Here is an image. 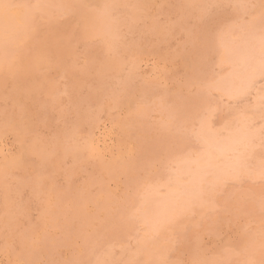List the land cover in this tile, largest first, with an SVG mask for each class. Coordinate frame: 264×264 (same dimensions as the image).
<instances>
[{
	"label": "rangeland",
	"instance_id": "rangeland-1",
	"mask_svg": "<svg viewBox=\"0 0 264 264\" xmlns=\"http://www.w3.org/2000/svg\"><path fill=\"white\" fill-rule=\"evenodd\" d=\"M0 2V264H264V0Z\"/></svg>",
	"mask_w": 264,
	"mask_h": 264
},
{
	"label": "bare ground",
	"instance_id": "bare-ground-1",
	"mask_svg": "<svg viewBox=\"0 0 264 264\" xmlns=\"http://www.w3.org/2000/svg\"><path fill=\"white\" fill-rule=\"evenodd\" d=\"M0 3H1V2H0ZM1 4H2V3H1ZM2 5H3V4H2ZM2 5H1V6H2ZM2 7H3V6H2ZM2 7H0V8L2 9ZM20 8H21V7H20ZM5 9H6V7H5ZM15 9H16V8H15ZM15 9H14L13 11H15ZM2 10H3V9H2ZM2 10H0V11H2ZM21 10H22V9H21ZM3 11H4V10H3ZM15 12H16V11H15ZM12 13H13V12H12ZM19 13H20V12H19ZM22 13H23V12H22ZM0 14H1V13H0ZM3 14H4V12H3ZM3 14H2V16H4ZM23 14H24V13H23ZM19 15L22 16L21 14H19ZM5 16H6V13H5ZM5 16H4V17H5ZM16 16H17V14H16ZM4 17H3V18H4ZM14 17H15V16H14ZM23 17H25V16L23 15ZM19 19H21V18H19ZM1 20H2V19H1ZM24 20H25V19H24ZM18 22H19V21H18ZM18 24H19V23H18ZM20 24H21V23H20ZM22 24H23V22H22ZM263 42H264V41H263ZM255 43H256V42H255ZM257 43H258V42H257ZM259 43L262 44L261 41H260ZM261 44H260V45L258 44V45L261 46ZM245 45H247V44H245ZM245 45H244V46H245ZM251 45H252V44H251ZM258 45L256 44V46H254V45L252 46V47L254 48V50H255V48H257ZM248 46H249V45H248ZM259 46H258V47H259ZM250 47H251V46H250ZM252 47H251V48H252ZM263 47H264V46H262V49H263ZM236 48H237V47H236ZM243 48H244V47H243ZM253 48H252V49H253ZM252 49L250 50V48H249L248 50H250V51H248V52L251 53ZM259 49H260V48H259ZM228 50H229V49H228ZM231 50H232V49H231ZM231 50H230L231 53L228 52V54L230 53V54L232 55L233 53H232ZM236 50H237L238 52H242V51H241V50H242L241 47L239 48L240 51H239L238 49H235V51H236ZM256 50H257V49H256ZM256 50H255V51H256ZM255 51L252 52L253 55H254V54H255V55L257 54V56H258L259 52L257 53V51H256V53H255ZM258 51H259V50H258ZM260 52L262 53V50H260ZM263 52H264V50H263ZM225 53H226V51H225ZM261 53H260V54H261ZM238 54H239V53H238ZM241 54H242V53H241ZM244 54L246 55L247 53H244ZM260 54H259V56H262V54H264V53H262L261 55H260ZM234 55H237V52H236V54H234ZM245 55H244V57H245ZM246 56H247V55H246ZM248 56H251V55H249V53H248ZM257 56H256V57H257ZM231 57H232V56H231ZM237 57H238V56H237ZM244 57H243V56L241 57V55H240V57H238V59H239V58H244ZM257 58H260V59L258 60L259 62H261V60H263V59H261V57H257ZM262 58H264V57L262 56ZM250 59H252V56H251ZM236 60H237V59H236ZM243 60H244V59H243ZM247 60L249 61V59L247 58V59L244 60V62L246 61V63H247V62H248ZM254 60H255V59H254ZM256 60H257V59H256ZM235 62H236V61H235ZM237 62H238V61H237ZM263 62H264V61H263ZM246 63H243V64L246 65ZM232 64H234V63H232ZM236 64H238V63H236ZM236 64H234L232 67H235ZM239 64H240V66H241V62H240ZM249 64H250V63H249ZM253 64H255V62H254ZM260 64H261V63H260ZM263 64H264V63H262V65H263ZM247 66H248V65H247ZM249 66L252 67L251 64H250ZM249 66H248V67L244 66V67H246L247 69H248V68H251V67H249ZM236 67H237V65H236ZM241 67H242V66H241ZM241 67H239V68H241ZM257 67H258V65H257ZM259 67L261 68V65H259ZM237 68H238V67H237ZM237 68H236V69L234 68V69H235V70H239V69H237ZM263 68H264V67H263ZM241 69H242V68H241ZM241 69H240V70H241ZM252 69H253V67L251 68V70H252ZM240 70H239V71H236V74H237L238 72L240 73V72H241ZM253 70H254V69H253ZM258 70L260 71V69H257L256 72H257ZM262 70H264V69H262ZM262 70H261V71H262ZM242 71H243V73H244V71H246V73H247L249 70H246V69L244 70V68H243ZM254 71H255V70H254ZM261 71H260V72H261ZM233 72H234V71H233ZM233 72H232V74H233ZM249 72H250V71H249ZM249 72H248V73H249ZM251 72H252V71H251ZM262 72H263V71H262ZM239 73H238V74H239ZM241 73H242V72H241ZM232 74H231V75H232ZM236 74H235V75H236ZM253 74H255L254 76L257 75L256 77H258V75H259V73L257 74V73H255V72H253ZM263 74H264V73H263ZM236 76H237V75H236ZM245 76H246V75H245ZM245 76H244V77H245ZM247 76H250V75L247 74ZM261 76H262V75H261ZM263 76H264V75H263ZM238 77H239V76H238ZM238 77H235V78H238ZM240 77H241V76H240ZM250 77H251V76H250ZM250 77H246V78H248V79H247L248 82L250 81ZM252 77H253V76H252ZM259 77H260V76H259ZM259 77H258V78H259ZM231 78H233V75H232ZM260 78H261V77H260ZM263 78H264V77H263ZM228 79H229V77H228ZM254 79H255V78H254ZM261 79H262V78H261ZM230 80H231V79H230ZM238 80H239V79H238ZM238 80H237V81H238ZM240 81H241V80H239V82H238L237 84H239ZM242 81H243V79H242ZM244 81H245V79H244ZM244 81H243V82H244ZM252 81H253V80H252ZM224 82H225V81H223L222 84L227 85V83H224ZM230 82L232 83V80L229 81L228 85H229V84L231 85ZM244 84H246V82L243 83V86H244ZM247 84H249V83H247ZM247 84H246V85H247ZM259 84H260V83H259ZM262 84H264V82H263ZM230 85H229V87L227 86V89L230 88L229 91L233 88V86H236L235 84H232L231 86H230ZM239 85H240V84H239ZM246 85H245V86H246ZM251 85H252V83H251ZM243 86H242V87H243ZM253 86H254V85H253ZM256 86H257V84H256ZM259 86H260V85H259ZM224 87H225V86H224ZM246 87L248 88V86H246ZM239 88H240V87H239ZM239 88L237 87L238 90H236V89H234V90H236V91L239 92V91L242 90V89L239 90ZM243 88H244V87H243ZM261 88H262V87H261ZM244 89H245V88H244ZM258 89H259V87H258ZM216 90H217V88H216ZM252 90H253V89H252ZM252 90H250V91H252ZM255 90H257V89L255 88ZM225 91H226V90L224 89L223 92H225ZM247 91H248V89H247ZM241 92H242V91H241ZM243 92H244V91H243ZM245 92H246V91H245ZM256 92H257V91H256ZM230 93H232V92H230ZM219 94H221V93H219ZM226 94H228V93H226ZM257 94H258V93H256V95H254V96H258ZM260 94H262V93H260ZM228 95H229V94H228ZM241 95H242V94H241ZM263 95H264V94H263ZM230 96H231V95H230ZM245 96H246V95H245ZM232 97H233V96H232ZM234 97H235V96H234ZM228 98H229V97H228ZM247 98H248V96H247ZM254 98H257V97H254ZM254 98H253V99H254ZM263 98H264V97H262V98H259V97H258V99H260V100H262ZM230 100H232V99H230ZM238 100H239V99H238ZM251 100H252V99H251ZM255 100H256V99H255ZM234 101H235V100H234ZM235 102H236V101H235ZM249 102H252V101H249ZM253 102H255V101H253ZM253 102H252V103H253ZM257 102H260V101H257ZM257 102H255V103H257ZM246 103H247V102H246ZM231 104H232V103H231ZM250 104H251V103H250ZM250 104H249V105H250ZM233 105H234V104H233ZM242 105H243V109H244V104H242ZM252 105H254V103H253ZM245 106H247V105H245ZM259 106H261V105L259 104ZM249 107H250V106H249ZM254 107H256V104H255L254 106H252L251 109L254 108ZM257 108H258V107H257ZM259 109H261V108L259 107ZM244 110H245V109H244ZM254 110H255V108H254ZM256 110H257V109H256ZM241 111L243 112V110H241ZM245 111H246V110H245ZM258 111H259V110H258ZM248 112H249V109H248ZM252 112H253V111L250 110V112L247 114V111H246V113H244V115H245V114H247V115H245V117H244L243 119H245L246 116H248V115H249L250 113H252ZM260 113H261V112H260ZM260 113H259V114H260ZM262 113H263V111H262ZM253 114L255 115V113H253ZM263 114H264V113H263ZM240 115H241V114H240ZM257 115H258V112H257ZM257 115H256V116H257ZM242 116H243V115H242ZM242 116H241V117H242ZM251 116H252V115H251ZM249 117H250V116H249ZM254 117H255V116H254ZM255 118H256V117H255ZM255 118H254V119H255ZM241 119H242V118H241ZM254 119H253V117H252V120H254ZM203 121H204V120H203ZM235 121H236V120H235ZM237 121H238V120H237ZM239 121H240V120H239ZM242 121H243V120H242ZM242 121H240V123H241ZM244 121H245V120H244ZM204 122H205V121H204ZM210 122H211V121H210ZM249 122H250V121H249ZM252 122H253V121H252ZM252 122H250V123H252ZM247 123H248V122H247ZM207 124H208V123H207ZM241 124H242V123H241ZM245 124H246V123H245ZM202 125H203V124H202ZM246 125L248 126V124H246ZM233 126H235V125H233ZM243 126H244V125H243ZM231 127H232V126H231ZM245 127H246V126H245ZM256 127H257V126H256ZM231 129H232V128H231ZM203 130H204V129H203ZM227 130H228V129H227ZM234 130H235V129H234ZM244 130H245V128H244ZM230 131H231V130H230ZM239 131H240V128H239ZM239 131H238V132H239ZM253 131L256 132V131H259V130L257 129V130H253ZM253 131H252L253 135H254V134L256 135V133H254ZM232 132H234V131L232 130ZM204 133H205V132H203V133H201V134L204 135ZM208 133H209V134H208ZM213 133H214V132H213ZM213 133H212V134H213ZM229 133H230V132H229ZM241 133H242V132H241ZM245 133L247 134V131H246V130H245ZM248 133H249V132H248ZM206 134H207V135H210V132L207 131ZM206 134H205V135H206ZM235 134H238V133H235ZM242 134H244V132H243ZM249 135H250V133H249ZM249 135H247V136H249ZM212 136L214 137V134H213ZM239 136L242 137V135H240V132H239V134H238V137H239ZM205 137H206V136H205ZM205 137H203V138L205 139ZM232 137H233V136H232ZM238 137H237V138H238ZM241 137H239V138L241 139ZM243 137H244V135H243ZM263 137H264V135H263ZM201 138H202V136H201ZM210 138H211V137H210ZM245 138H246V137H245ZM250 138H252V137L250 136ZM258 138H261V137L258 136ZM212 139H213V138H212ZM224 139H225V138H224ZM224 139H221V142H222V141H224V142L227 141L226 139H225L226 141H225ZM240 139H239L238 141H240ZM248 139H249V137H248ZM262 139H263V138H262ZM207 140L209 141L210 139L207 138L206 141H205V140H204V141L207 142ZM235 140H236V139H234V142H235ZM246 140H247V139H246ZM251 140H252V139H251ZM256 140H257V139H256ZM217 141H218V140H217ZM228 141H229V139H228ZM238 141H237V142H238ZM257 141H258V140H257ZM259 141H260V140H259ZM209 142H210V141H209ZM202 143H203V145L205 144L204 142H202ZM227 143L229 144V142H227ZM232 143H233V141L230 143V144H231V147H232ZM239 143H240V142H239ZM239 143H238V144H239ZM245 143H246V142H245ZM245 143H244V144H245ZM255 143H256V142H255ZM206 144H207V143H206ZM206 144L204 145V147L207 146ZM208 145H209V144H208ZM215 145H216V143H215ZM215 145H214V147H215ZM223 145H224V144H222V146H223ZM234 145H235V144H234ZM234 145H233V146H234ZM253 145H254V143H253ZM253 145H251V146H253ZM209 146H211V144H210ZM209 146H208V149H209ZM212 146H213V144H212ZM212 146H211V147H212ZM217 146H219V145H216V149L218 148ZM224 146H226V144H225ZM224 146H223V147H224ZM256 146H257V145H256ZM258 146H260L259 143H258ZM214 147H213V150H215ZM223 147H222V148H223ZM241 147H242V146H241ZM219 148H221V145L219 146ZM226 148H228V147H226ZM245 148H246V147H245ZM204 149H207V147L204 148ZM208 149H207L206 151H211V150H212V148H210L211 150H210V149L208 150ZM236 149H237V148H236ZM240 149H241V148H240ZM247 149H248V148H247ZM253 149H254V148H253ZM255 149H256V147H255ZM213 150H212V151H213ZM220 150H221V149H219V153L221 152ZM223 150H225V149L223 148ZM228 150L231 151V150H233V149L228 148ZM228 150H227V152H226V150L223 151V152H224L223 154H225V152L228 154ZM234 150H235V149H234ZM249 150H250V149H249ZM241 151H242V150H241ZM244 151H247V150H244ZM202 152H203V151H202ZM204 152H205V151H204ZM213 152H215V151H213ZM234 152H235V151H234ZM236 152H237V151H236ZM249 152H251V151H249ZM207 153H208V152H207ZM229 153H230V152H229ZM240 153H241V152H240ZM242 153H243V151H242ZM211 154H212V153H211ZM221 154H222V152H221ZM227 154H226V155H227ZM231 154H233V153L231 152ZM199 155H200V154H198L197 157H198ZM204 155H207V154H204ZM209 155H210V153H209ZM218 155H219V158H222L220 154H218ZM226 155H225V157H226ZM238 155H239V153H238ZM240 155H242V154H240ZM247 155H248V154H247ZM195 156H196V155H195ZM210 156H211V155H210ZM215 156H217V154H216ZM222 156H224V155H222ZM200 157H201V156H199V159H200ZM211 157H212V156H211ZM234 157H235V156H234ZM243 157H244V156H243ZM247 157H248V156H247ZM190 158H191V157H190ZM213 158H216V157H213ZM217 158H218V157H217ZM223 158H224V157H223ZM226 158H227L226 161H230V160H228V157H226ZM226 158H224V160H225ZM245 158H246V157H245ZM187 159H188V158H187ZM193 159H194V158H193ZM197 159H198V158H197ZM199 159H198V160H199ZM201 159H203V158H201ZM205 159H206V160L209 159L208 156H207V158H206V156H205V158H204L202 161L200 160V161H201L200 164L204 163L203 166H204V165L206 166V164H207V162H206V164H205V161H204ZM234 159H235V158H234ZM240 159H241V157H240ZM242 159H243V158H242ZM189 160H190V159H189ZM215 160H217V159H215ZM231 160H232V157H231ZM237 160H238V158H237V156H236V160H235L236 163H238ZM243 160H244V159H243ZM247 160H249V159H247ZM184 161H185V160H184ZM184 161H183V162H184ZM187 161H188V160L185 161L186 164H188ZM191 161H194V160H192V158H191ZM211 161H212V160H211ZM218 161H220V160H218ZM240 161H241V160H240ZM183 162H182V163H183ZM189 162H190V161H189ZM213 162H214V161H213ZM220 162H221V161H220ZM222 162H223V161H222ZM231 162H232V161H230L229 163L231 164ZM235 162H234V163H235ZM244 162H246V161H244ZM248 162H249V161H248ZM190 163H192V162H190ZM208 163H209V161H208ZM214 163H215V162H214ZM225 163H226V162H225ZM225 163H223V165H226V164H227V163H226V164H225ZM246 163H247V162H246ZM246 163H245V164H246ZM180 164H181V162L179 163V165H180ZM196 164H197V161H196ZM198 164H199V162H198ZM216 164H218V163H216ZM221 164H222V163H221ZM181 165H185V164H181ZM193 165H194V164H193ZM193 165H191V166H193ZM212 165H213V164H212ZM212 165H211V166H212ZM231 165H232V164H231ZM233 165H235V164H233ZM200 166H202V165H200ZM205 166H204V167H205ZM208 166H209V167H208ZM208 166H207V167H208L209 169L206 168V169L208 170L207 173H205L204 171H202V172L205 173V175H207L208 173H211V172L209 171L210 169H211V171H212V168H210V164H209ZM235 166H236V168H237L238 164H236ZM240 166H242V165H240ZM246 166H248V165L246 164ZM246 166H245V167H246ZM195 167H196V165H195ZM212 167H213V166H212ZM218 167H219V166H218ZM225 167H226V166H225ZM228 167H229V165L227 164V168H228ZM182 168H183V167H182ZM182 168H181V169L179 168V169L182 170V172H183L184 174H185V172H186L188 175H190V173H188L187 170H186L187 167L184 168L186 171H185L184 169H182ZM200 168H201V167H200ZM200 168L198 169V168L196 167V170L199 171V170H201ZM234 168H235V167H233L232 170H233ZM259 168H260V167H259ZM192 169H193V168H192ZM192 169H191V170H192ZM221 169H222V168H221ZM224 169H225V168H224ZM243 169H244V168H243ZM180 170H178V171H180ZM203 170H204V169H203ZM214 170H216V168H215ZM228 170H229V168H228V169H225V171H228ZM230 170H231V168H230ZM262 170H263V169H262ZM194 171H195V168H194ZM194 171H193V172H194ZM216 171H217V170H216ZM219 171H220V169H218V171H217L216 173H218ZM233 171H234V173H235L236 170H233ZM238 171H239V168H238ZM238 171H236V172H238ZM240 171H242V169H240ZM182 172H180V173H182ZM189 172H190V171H189ZM231 172H232V171H231ZM258 172H259V171H258ZM196 173H197V172H196ZM225 173H226V172H225ZM228 173H229V172H228ZM184 174H182V175H184ZM187 174H186V175H187ZM197 174H198V175H197ZM197 174H195V172H194V177H192V179L194 178L195 180H197L198 178L196 179V176H199V175H200V172L197 173ZM202 174H203V173H202ZM221 174H222V171H221V173L219 172V173L216 174L215 176L217 177V176H220ZM229 174H232V173H229ZM239 174H240V173H239ZM213 175H214V174L212 173V176H213ZM180 176H181V175H180ZM202 176L204 177V175H202ZM222 176H224V174H222ZM220 177H221V176H220ZM182 178H183V177L181 176L180 179H182ZM185 178H186V177H185ZM185 178L182 179V180H185ZM190 178H191V177H190ZM204 178H205V177H204ZM175 179H176V178H175ZM175 179H174V182H175ZM192 179H190L189 182H190ZM199 180H201V179H199ZM205 180L207 181V179H204V181H205ZM216 180H217V179H216ZM216 180H213V181H214L213 184H215V185H216V183H215ZM178 181H180L179 178H178ZM185 181H186V180H185ZM197 181H198V180H197ZM217 181H218V180H217ZM217 181H216V182H217ZM187 182H188V180H187ZM189 182H188V183H189ZM191 182H193V181H191ZM194 182L196 183V181H194ZM194 182H193V184L195 185ZM201 182H202V180H201ZM201 182L199 181V183H201ZM184 183H185V182H184ZM175 184H176V183H175ZM175 184H174V185H175ZM179 184H180V183H179ZM180 185H181V184H180ZM196 185H197V183H196ZM196 185H195V186H196ZM198 185H199V184H198ZM182 186H183V182H182ZM173 187H174V186H173ZM173 187H172V188H173ZM175 187H176V185H175ZM213 187H215V186L213 185ZM177 188H178V187H177ZM185 188H186V187H185ZM185 188H183L185 191L182 189V190H183V193L181 192L182 190H181V191H178V190H177V191H178V192L176 191L177 195H175V193H173V192H174V191H173L174 188H173V190L171 189L170 192L173 191L172 193H173L174 196L176 197V200H177L178 196H180L181 194H184V193H185V195H187L188 197L191 198V196H193V195L195 194V189H193V191H194V192H193L192 190H191V191L188 190V189H191V188H186V189H185ZM194 188H196V187H194ZM169 189H170V188H169ZM175 189H176V188H175ZM201 189H202V188L200 187V190H201ZM215 189H216V187H215ZM150 190H151V189H150ZM168 191H169V190H168ZM186 191H187V192H186ZM201 191H202V190H201ZM170 192H169V193H170ZM191 192H193L194 194L190 196V194H192ZM154 193H155V191H154ZM178 193H179L180 195H178ZM189 193H190V194H189ZM147 194H148V193H147ZM147 194H146V195H147ZM151 194H152V193H149L148 196L150 197ZM173 194H172V197H173ZM198 194H199L198 196L200 197V194H202V192H198ZM206 194H207V193H206ZM206 194H205V195H206ZM169 195H170V196H168V198H167V196L165 195V196H166L165 199H166V198H167V199H170V198H171V194H169ZM185 195H184V196H185ZM156 196H157V194H156ZM156 196H154V194H153L152 198H153V197H156ZM149 197H147V198L150 199ZM162 197H163V196H162ZM169 197H170V198H169ZM188 197H185V200H186V201H183L184 199L182 200V199L180 198L181 201H182L181 203H184V202H185V203H187V204H185L186 206H187V205H190V204H188V203L190 202V201H188V199H189ZM152 198H151L150 200H148V202H149L148 205H150V204H151V201H154V200H155L154 202L156 203V202L158 201L157 199H158V198L160 199L161 197L159 196L158 198H157V197H156L155 199L153 198L154 200H152ZM163 198H164V197H163ZM182 198H183V197H182ZM187 198H188V199H187ZM192 198L195 199V196L192 197ZM201 198H202V196H201ZM165 199H164L165 202L163 201V199L161 200L162 202H160V204H159L160 207H163V206L166 207V206H168V205H166V206L164 205V203L166 204V201H167V199H166V200H165ZM171 199H172V198H171ZM171 199H170V200H171ZM178 199H179V198H178ZM156 200H157V201H156ZM174 200H175V199H174ZM174 200L171 201V202H173V203H169V200L167 201L168 204H169V206H170V204H173V205H174V203L177 202V201L174 202ZM197 200H198V201L195 200L194 202H195V203H196V202L200 203L199 200H201V199H197ZM146 201H147V200H146ZM192 202H193V201H192ZM194 202H193V203H194ZM145 203H146V202H145ZM161 203L163 204V206H161V205H162ZM151 205H152V204H151ZM159 205H158V208H159ZM173 205H172V208H173ZM179 205H182V204H180V201H179ZM145 206H147V205H145ZM169 206H168V207H169ZM212 206H213V205H212ZM152 207H153V206H152ZM181 207H182V206H181ZM184 207H185V206H184ZM146 208H147V207H146ZM148 208H149V207H148ZM148 208H147V209H148ZM158 208H157V206H156V207H154L153 209L155 210V209H158ZM169 208H170V207H169ZM172 208H171V209H172ZM147 209H145V210L148 212V213L146 214V215H147V218H148V215H149V220H151L150 218H153V223H154V221H155L154 219L156 218V216H155V218H154V215H153V214H155V213L157 214V210L154 211L155 213L152 212V213H153V214H152V213L150 212L151 206H150L149 210H147ZM173 209H174V208H173ZM173 209H172V210H173ZM145 210H144V211H145ZM172 210H171V211H172ZM179 210H180V209H179ZM159 211H160V208H159ZM159 211H158V213H160ZM172 212H173V211H172ZM149 213H150V214H149ZM143 214H144V212H143ZM150 215H151V216H150ZM159 215H160V214H159ZM159 215H158V216H159ZM142 216H143V215H142ZM160 216H161V215H160ZM145 217H146V216H145ZM145 217H144V218H145ZM147 218H146V219H147ZM145 222H146V221H145ZM149 222H150V221H149ZM156 222L158 223L157 220H156ZM153 223H152V224H153ZM155 224H156V223H155ZM155 224H153V225L150 224V225H151V227H152V226L154 227V226H156ZM159 224H161V223H159ZM160 226H161V225H160ZM153 227H152V228H153ZM156 229L158 230V227H157V226H156ZM156 229H153V230L155 231ZM160 229H161V227H159V230H160ZM157 230H156V231H157ZM154 233H155V232H154ZM154 233H153V234H154ZM149 242H150V241H149ZM157 259H158V258H157Z\"/></svg>",
	"mask_w": 264,
	"mask_h": 264
}]
</instances>
